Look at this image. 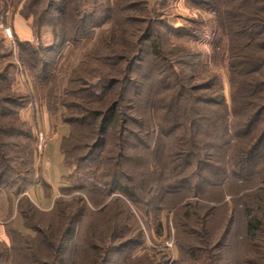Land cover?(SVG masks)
<instances>
[{
	"label": "trees",
	"instance_id": "trees-1",
	"mask_svg": "<svg viewBox=\"0 0 264 264\" xmlns=\"http://www.w3.org/2000/svg\"><path fill=\"white\" fill-rule=\"evenodd\" d=\"M28 1L42 14L40 18L46 24L48 16L54 17V22H49V26L54 28L58 41L72 40L77 49H84L80 48L82 39L79 32L85 25L87 29L88 24H92L90 20L97 19V15L103 13L102 5L97 0ZM165 2L167 0H107L105 9L108 28L98 33L94 28L87 31L88 51L84 61L82 60L83 64H91V71L97 69L100 75L110 78L106 77L107 82L99 88L101 91L95 92L98 82L81 80L88 78L90 71L82 67V62L75 69L76 83L70 87L73 97L71 110L79 108L80 111L69 115L70 119L65 118V122L71 127V133L63 141L62 150L68 158L76 157L78 161L84 153L94 154L98 149L104 150L107 147L104 154L98 157L95 171L91 173V180L99 184L108 180V183L102 184L109 188L106 200L96 205L83 196L59 199L50 212H43L30 199L20 198L21 192L17 194V212L24 220V227L36 235L33 237L13 230L12 264H69V261L61 258L60 253L73 237L72 244L77 246L73 249L78 248L79 258L70 264H108L109 252L119 248L109 242L116 243L122 239L119 232L125 226L123 217L134 220L129 212L130 207L125 202L137 205V191H150L151 201H161L159 193L167 190L179 193L182 187H175L174 184L179 179V183H182L185 176L193 174L191 165L182 161L189 150L185 145H180L182 142L192 144V148L200 152L192 163L194 173L198 169L199 174L204 171L208 175L212 174L208 179H203V182L221 178V175L222 180L230 181L235 170L247 172L251 169L249 163L256 158L259 146L264 142V0H204L203 4L216 13L211 24L203 20H189V24L201 26L199 30L203 36L208 33L206 30L213 33L216 40L213 48L216 61L221 55L224 62L227 60L232 85L231 117L220 95L217 76L207 75L203 65H199V69H195L191 75L186 71V59L194 53L192 44L198 42L194 34H187L188 37L184 38L185 35L182 34L187 28L171 24L168 28L169 32H173V39L165 35L164 30L169 24V20H166L169 19L168 5ZM52 11L56 15L51 14ZM41 22L38 21L43 25ZM195 31L196 29L188 33ZM103 44L107 46L104 48ZM25 47L30 53L39 52L29 42ZM21 48L24 49L22 46ZM146 51L149 55L147 62L144 59ZM105 55H113L114 63H104ZM150 60L164 66L165 70L153 75L156 79L152 82L155 84L148 90L145 87L144 98L133 99L130 97L128 84L133 67L136 62L147 65ZM168 70L176 76L171 84L165 81ZM112 72L119 73L118 76H123L124 79L119 80ZM159 74L160 79L157 78ZM246 77L249 79H243ZM187 80L190 82H183ZM150 99L152 101H148V108H145L146 101ZM6 100L7 98L4 101L8 102ZM50 102H53L52 95ZM239 118L245 120L242 125L245 135L238 139H248L252 127L259 132L250 144L237 149L236 144H231L226 136L229 133V121L234 122ZM133 124L137 125L141 134L132 129ZM187 129L192 135L184 134ZM161 137L169 139L163 141ZM132 138L140 142L141 148L136 150L131 144ZM147 140H155L156 146H149ZM218 140L222 141V148L229 146L222 149L221 159L217 155L218 151H214L218 148ZM167 143H173L174 149L170 150V157L166 158L162 149L165 151L164 145ZM189 152H192L191 149ZM124 162L129 165L123 170ZM215 165L221 167L217 168ZM83 181L88 182L86 179ZM219 181H213L215 183L212 185L216 187ZM130 182H134V185H130ZM204 188L199 184V193L195 191V194L206 196L203 195L206 193ZM83 189L81 187L80 190ZM253 192L256 194L255 201L261 203L259 197L264 196L262 187L258 184ZM167 204L169 206L168 202ZM187 207L191 206L177 203L169 208L178 213ZM199 208L208 211L204 204L199 203ZM227 210L224 213L228 214L229 220L234 216V211L230 207ZM106 213L113 218L108 219L107 234L103 230L104 235L99 236V226L93 219L98 222ZM246 214V238L253 245L264 221L251 208ZM226 218L227 216L225 220ZM55 229L58 233L53 239L55 234L52 231ZM59 232H62L60 237ZM82 236L85 237L81 238ZM50 248L53 253H50ZM261 258H253L252 264H264V257Z\"/></svg>",
	"mask_w": 264,
	"mask_h": 264
},
{
	"label": "rangeland",
	"instance_id": "rangeland-1",
	"mask_svg": "<svg viewBox=\"0 0 264 264\" xmlns=\"http://www.w3.org/2000/svg\"><path fill=\"white\" fill-rule=\"evenodd\" d=\"M97 1L102 5L103 13H99L97 19L90 20L92 24L89 23L87 29L85 25L79 32V37L82 39L80 48L84 49H77L72 40L66 42L57 40L53 32L54 28L49 26V22H54L52 15L47 17L48 24H46L45 20L43 22L40 18L42 14L30 5V1L0 0V25L10 27L12 31V38H8L3 32V28L0 27V177H2L0 178V264H12L14 253L11 234L13 230L26 235L31 234L33 237L36 235L24 227V220L17 212L19 197L17 198L16 195L21 192L20 198L31 200L33 195L35 197L34 189L38 183L42 182L39 178L41 175L40 166L49 161L44 153L49 141L62 136L61 153L67 162L66 168L69 174L65 177V182L69 187L61 190L53 200L50 209H45L40 201L31 200V203L43 212H50L59 199L68 200L83 196L92 200L96 205H100L106 200L105 195L109 188L102 184L108 183V180L99 184L91 180V173L95 171L98 157L107 147H104V150L98 149L94 154L84 153L78 161L76 157L68 158L62 150L63 141L71 133V127L65 122V118L70 119L69 115L77 114L80 111L79 108L71 110L73 97L70 87L76 83L74 80L75 69L82 62V67L90 71L88 78H81V80L98 82L95 92L101 91L99 88L101 84L103 86L107 82L106 77L110 78L100 75L97 69L91 71V64H83V58L88 51L89 38L87 37L89 35L87 31L94 28L98 33L109 26L105 9L107 0ZM193 1L167 0L165 2L168 5L167 15L169 16V19H166L169 20V24L164 30L165 35L169 39H173L171 37L173 32H169L168 28L171 27V24L187 28V31H183L182 34L185 35L184 38L188 37L187 34H194V38L198 42L192 44L194 53L186 59V71L191 75L195 69H199V65H203L207 75L217 76V84L219 83L221 88L220 95L229 117H231L232 85L227 60L224 62L221 55L216 61L213 50L216 40L211 31L206 30L208 33L203 36L204 34L199 30L201 29L200 25L189 24L191 20L199 22L203 20L207 24H211L216 13L203 4L204 0ZM51 14L56 15V12L52 11ZM38 21H42L43 25ZM195 29L194 33H188ZM27 42L31 43L39 52L30 53L25 50ZM106 46L103 44L104 48ZM102 53L106 52L102 51ZM199 58L201 59L199 60ZM144 59L146 62L149 60L147 51L144 54ZM103 62L107 65L113 64V55H105ZM164 70V66L157 65L151 60L147 65L143 62H136L132 70V78H129L131 81L128 83L130 97L132 96L133 99L144 98L145 87L147 86L148 90L155 84L152 82L156 79L153 75L163 73ZM111 74L118 77L119 80L124 79L123 76H118L119 73L112 72ZM160 75L157 78L160 79ZM182 79L184 80V76ZM243 79L248 80L249 78ZM175 80L176 76L168 70L165 81L171 84V81ZM183 82L187 84L190 81ZM72 91L74 90L72 89ZM50 95L53 96L52 104ZM6 98L8 102L4 101ZM148 101H152V99L146 101L145 108H148ZM86 108L88 109L89 105ZM244 121V118L235 119L234 122L233 120L229 121V133L226 138L231 144L235 143L237 149L246 147L258 136L259 130L252 127L249 136L246 134L248 139H238L239 136L245 135L242 126ZM262 123L264 125V115H262ZM40 129L46 130V137L41 147L38 139ZM132 129L141 134L137 125L133 124ZM167 132L170 133V131ZM184 134L189 136L192 135V132L187 129ZM160 139L166 141L169 137ZM130 141L136 150L141 148L139 141L133 138ZM147 141L149 146H156L155 140ZM172 144L167 143L164 145L165 151L162 149L166 158L170 157L169 152L174 149ZM180 145H185L192 151L188 150L182 161L184 164L191 165L190 169L193 170V174L185 176L182 183H179V179L177 184H174L175 187H182L179 193H171L172 190L159 193L161 201H151L150 191L147 193L137 191L139 193L137 205H131L125 200L134 220L123 217L125 226H122V230L119 232L122 239L116 243L115 241L109 242L111 245L116 244L119 248L109 252L108 264H252L253 258L258 260L264 257V226L260 229L257 238L254 239L255 244L253 245L257 247H254L246 238V211L249 208L264 221V196L259 197L261 198V203H259L255 201L256 194L253 192L258 184L264 190V142L259 146L256 158L249 163L251 169H248L247 172L242 171L246 173L240 172L239 169L235 170L236 173L230 181L222 180L223 176L221 175V178L209 179L207 182L202 180L206 177L208 179V176L212 174L208 175L206 171L199 174L198 169L194 173L192 167V163L200 152L194 150L192 144L182 142ZM217 145L218 148L214 151H218L217 155L221 159L222 149L229 146L222 148L221 140H218ZM126 165L129 164L122 163L123 170L127 168ZM215 166L221 167L220 165ZM80 177L88 182H84V179ZM217 180L220 181L215 187L212 184ZM42 184L44 183L42 182ZM199 184L205 187L206 193L203 195L206 196L195 194V191L199 193ZM130 185H134V182H130ZM81 187L84 189L80 190ZM43 189V194L45 192V195H50L48 187ZM116 195L118 196V194ZM167 202L169 206H167ZM177 203L191 207L176 213L175 209L169 207ZM199 203L204 204L208 211L201 210ZM95 207L97 208V206ZM229 207L234 211V216L228 220V214L224 213V210L226 209L228 212L227 208ZM225 216H227L226 220ZM109 218H113V216L106 213L98 222L95 218L93 219L99 226V236L104 235L103 230L105 235L107 234ZM52 232L55 234L52 236L55 239L58 230L55 229ZM61 234L62 232H59V237ZM73 240L74 237L68 240L60 253L61 258L69 261V264L79 258L78 248L73 249V247H77L72 244ZM104 244L108 245V242ZM50 253H53L51 248ZM27 255L29 256V253Z\"/></svg>",
	"mask_w": 264,
	"mask_h": 264
},
{
	"label": "crops",
	"instance_id": "crops-1",
	"mask_svg": "<svg viewBox=\"0 0 264 264\" xmlns=\"http://www.w3.org/2000/svg\"><path fill=\"white\" fill-rule=\"evenodd\" d=\"M61 140L62 136L49 141L47 149H45V154L47 161L46 164L41 165V178L44 184L38 183L35 187V197L32 196L31 200L40 201L41 205L45 209H50L52 206L53 200L61 192L62 189H66L69 185L65 182V177L67 173L66 161L64 155L61 153ZM39 176V175H38ZM44 185V186H43ZM48 187L50 189V195L43 194V188Z\"/></svg>",
	"mask_w": 264,
	"mask_h": 264
},
{
	"label": "built area",
	"instance_id": "built-area-1",
	"mask_svg": "<svg viewBox=\"0 0 264 264\" xmlns=\"http://www.w3.org/2000/svg\"><path fill=\"white\" fill-rule=\"evenodd\" d=\"M2 25V24H1ZM3 28V32L5 34V36H7L8 38H12V31H11V28L10 27H4V26H1ZM46 130L45 129H40V132L38 134V139L40 141V147L42 146L43 142H44V139L46 137ZM33 201V200H32Z\"/></svg>",
	"mask_w": 264,
	"mask_h": 264
}]
</instances>
